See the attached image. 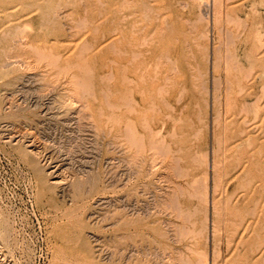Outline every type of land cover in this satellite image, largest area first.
<instances>
[{
  "label": "rangeland",
  "instance_id": "374dc122",
  "mask_svg": "<svg viewBox=\"0 0 264 264\" xmlns=\"http://www.w3.org/2000/svg\"><path fill=\"white\" fill-rule=\"evenodd\" d=\"M0 264H264V0H0Z\"/></svg>",
  "mask_w": 264,
  "mask_h": 264
}]
</instances>
